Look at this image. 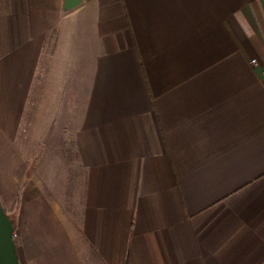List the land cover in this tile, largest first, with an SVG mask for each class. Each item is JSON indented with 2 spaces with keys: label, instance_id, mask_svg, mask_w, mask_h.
<instances>
[{
  "label": "crops",
  "instance_id": "1",
  "mask_svg": "<svg viewBox=\"0 0 264 264\" xmlns=\"http://www.w3.org/2000/svg\"><path fill=\"white\" fill-rule=\"evenodd\" d=\"M62 2L0 0V203L18 264H264L261 1ZM49 40L79 80L72 208L15 144Z\"/></svg>",
  "mask_w": 264,
  "mask_h": 264
},
{
  "label": "rangeland",
  "instance_id": "2",
  "mask_svg": "<svg viewBox=\"0 0 264 264\" xmlns=\"http://www.w3.org/2000/svg\"><path fill=\"white\" fill-rule=\"evenodd\" d=\"M49 42L43 49L15 144L26 168L36 169L60 200L72 208L82 183L73 141L79 115V80L68 57L55 55Z\"/></svg>",
  "mask_w": 264,
  "mask_h": 264
},
{
  "label": "water",
  "instance_id": "3",
  "mask_svg": "<svg viewBox=\"0 0 264 264\" xmlns=\"http://www.w3.org/2000/svg\"><path fill=\"white\" fill-rule=\"evenodd\" d=\"M81 0H63V9H70ZM264 12V0H260ZM14 225L0 203V264H18L15 242L12 238Z\"/></svg>",
  "mask_w": 264,
  "mask_h": 264
},
{
  "label": "built area",
  "instance_id": "4",
  "mask_svg": "<svg viewBox=\"0 0 264 264\" xmlns=\"http://www.w3.org/2000/svg\"><path fill=\"white\" fill-rule=\"evenodd\" d=\"M251 62L254 63V62H255V58H252V59H251ZM16 237H17V233H16V231L14 230L13 233H12V238H13V240H14Z\"/></svg>",
  "mask_w": 264,
  "mask_h": 264
},
{
  "label": "trees",
  "instance_id": "5",
  "mask_svg": "<svg viewBox=\"0 0 264 264\" xmlns=\"http://www.w3.org/2000/svg\"><path fill=\"white\" fill-rule=\"evenodd\" d=\"M52 32H54V30H53ZM52 32H51L50 34H52ZM50 34L48 35L49 37L51 36ZM13 225H14V224H13Z\"/></svg>",
  "mask_w": 264,
  "mask_h": 264
}]
</instances>
